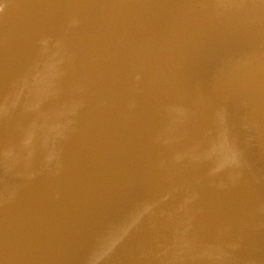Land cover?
I'll list each match as a JSON object with an SVG mask.
<instances>
[{
    "label": "water",
    "instance_id": "1",
    "mask_svg": "<svg viewBox=\"0 0 264 264\" xmlns=\"http://www.w3.org/2000/svg\"><path fill=\"white\" fill-rule=\"evenodd\" d=\"M264 264V0H0V264Z\"/></svg>",
    "mask_w": 264,
    "mask_h": 264
},
{
    "label": "clouds",
    "instance_id": "2",
    "mask_svg": "<svg viewBox=\"0 0 264 264\" xmlns=\"http://www.w3.org/2000/svg\"><path fill=\"white\" fill-rule=\"evenodd\" d=\"M136 221L137 216L133 215L126 223L111 230L106 236H104L97 249L90 256L87 264H101L112 248L128 233L132 227L135 226Z\"/></svg>",
    "mask_w": 264,
    "mask_h": 264
}]
</instances>
